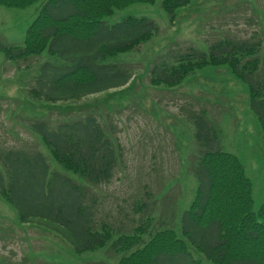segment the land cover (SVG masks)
I'll return each instance as SVG.
<instances>
[{"label":"trees","instance_id":"trees-1","mask_svg":"<svg viewBox=\"0 0 264 264\" xmlns=\"http://www.w3.org/2000/svg\"><path fill=\"white\" fill-rule=\"evenodd\" d=\"M39 1L24 44L0 40V50L10 61L44 52L55 57L41 64L30 89L34 99L47 103L78 100L126 85L132 78L129 71L101 61L133 50L159 28L155 20L135 15L114 24L105 20L116 8L154 0H0V4L23 8ZM191 1L163 0L162 6L174 22L177 9ZM248 40L221 37L207 52L190 47L172 62L155 63L150 81L174 87L197 69L227 65L238 79L249 83L252 107L264 134V43ZM192 118L198 127L200 156L195 173L200 185L182 219L183 233L191 241L174 227L156 228L149 213L154 206L133 233L99 222L97 195L90 196L88 189L111 182L122 153L118 138L93 112L57 122L48 115L27 120L41 147L0 146V197L21 222L56 231L77 244L79 252L110 248L120 264L173 263L192 258L191 249L214 264H264V205L254 208L253 182L238 156L216 147L217 131L207 112L203 109ZM144 208L147 205L141 202L139 209Z\"/></svg>","mask_w":264,"mask_h":264},{"label":"rangeland","instance_id":"rangeland-1","mask_svg":"<svg viewBox=\"0 0 264 264\" xmlns=\"http://www.w3.org/2000/svg\"><path fill=\"white\" fill-rule=\"evenodd\" d=\"M162 3L136 1L105 17L109 24L129 15L148 17L159 28L133 50L101 61L129 71L132 78L126 85L78 100L53 104L31 96L41 64L55 60L54 56L44 52L10 61L0 50V146L41 147L38 135L29 129L30 120L48 115L57 122L93 112L118 138L122 153L111 182L88 189L90 196L97 195L99 222L133 233L154 206L149 213L156 228L174 227L191 241L183 233L182 219L200 185L195 173L200 144L192 116L204 109L217 131L216 147L235 154L244 164L253 182L255 210L264 205V134L252 107L249 83L238 79L229 66L197 69L174 87L152 84L151 68L161 61L172 62L190 47L207 52L221 37L264 43V0H192L177 9L174 22ZM41 4L23 8L0 4V40L23 45ZM141 202L146 203L145 210L139 209ZM77 249L54 230L21 222L0 197V264H120L110 248ZM190 252L192 258L167 264H192V259L214 264L202 252Z\"/></svg>","mask_w":264,"mask_h":264}]
</instances>
